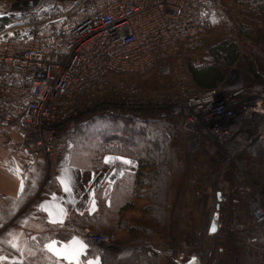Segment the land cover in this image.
Here are the masks:
<instances>
[{
	"label": "built area",
	"instance_id": "1",
	"mask_svg": "<svg viewBox=\"0 0 264 264\" xmlns=\"http://www.w3.org/2000/svg\"><path fill=\"white\" fill-rule=\"evenodd\" d=\"M215 1L16 0L0 16L7 17L0 29V141L11 149L6 162L18 166L23 180L44 162L43 184L57 179L68 156L67 136L91 107L73 104L112 86L128 90L114 78L145 76L166 54L201 46ZM222 93L232 97L217 100ZM254 95L235 76L208 91L183 88L158 116L181 121L191 137L190 150L213 155L220 176L232 172L244 189V177L234 173L237 158L264 154V117L259 123L242 118ZM209 103L216 105L214 113ZM131 105L124 110L134 112ZM224 201L218 192L215 208ZM250 206L255 226L250 242L257 243L264 238V199L258 194ZM81 237L103 250L115 240L88 227Z\"/></svg>",
	"mask_w": 264,
	"mask_h": 264
},
{
	"label": "rangeland",
	"instance_id": "2",
	"mask_svg": "<svg viewBox=\"0 0 264 264\" xmlns=\"http://www.w3.org/2000/svg\"><path fill=\"white\" fill-rule=\"evenodd\" d=\"M15 2L16 0H0V16L8 14ZM243 6L233 0H216L215 5L211 8L208 31L198 51L183 50L178 54H166L158 66L145 76L114 78V82H123L125 87L127 85L129 91L115 89L112 86L106 92H96L95 96L79 98L73 104V107L76 108L84 105L91 106L86 107L88 110H83L79 125L86 122L89 124L92 122L91 120H95L90 127L84 125L82 129H79L78 138L84 135L82 138L87 135L88 138H92L96 135L95 132L103 130L109 132L110 129L105 123L109 118L107 116L144 118V120L157 119L169 123L167 132L169 135L170 168L172 170L169 176L170 220L166 233L161 237H155L152 243L161 248L162 253L167 256V263L170 264H174L176 259L184 264L192 256L199 258L200 264H264V238L257 243L250 242L255 228L250 206L251 199L258 194L264 199L260 165L262 158L248 159L243 154L237 158L238 164L234 167V173L243 176L246 185L244 189H241L235 182L232 172H226L220 176V163L213 155L205 150L194 152L190 150L191 137L182 129L181 121L170 117L159 118L158 116L159 112L166 111L167 104L173 103V98H176L183 88L194 87L185 68L186 59L192 57L193 62L200 65L202 63L200 53H204L207 45L215 44L219 39L228 35L237 36L238 21L245 20L240 17ZM6 20L7 17L0 19L4 22ZM263 31L264 22L250 37L239 38V43L242 52L254 60L255 66L264 76V71H262L264 69V46L260 42ZM254 52L258 56H254ZM167 70L168 74L165 73ZM244 70V65L234 66L228 71L224 80L229 81L230 78L236 76L242 80L245 89L250 92L251 96L254 95L255 91L260 92L261 90V95H264V81H254ZM97 97L99 100L94 102ZM229 97V94H226L224 98L218 96L217 100L220 98V100L226 101ZM102 102L108 103L102 104ZM128 102L132 103L131 108L133 107L134 111L132 113H128L129 110H124L128 107ZM253 104L254 106H245L242 117H247V119L256 122V119L264 117V96L255 100ZM212 106L213 108L210 107V109L214 113L216 105L212 104ZM137 110L138 112H136ZM115 125L122 126L123 123L116 122ZM244 125L246 126V124ZM244 125L240 126L241 129ZM74 132L67 137L71 139V136H75ZM138 138L142 140L138 135L130 137V143L133 146L138 145ZM70 142L72 147L71 149L68 148L70 149L68 153L69 151L72 152V163L77 162L88 166L89 164H85L86 159L83 161L76 159V157L75 160L73 159V155L76 154V147L74 148L73 142ZM216 166H218V172L214 174L215 169L213 167L216 168ZM46 184H43L42 181V187ZM39 192L41 191L38 190L35 193L31 203L36 198L38 200L42 197ZM53 192L56 191H51L44 197L52 195ZM218 192H223L226 197V201L221 204L219 210L215 208ZM28 209L29 204L16 212L12 217V222L8 223V226L0 234L14 226V223ZM217 212L220 215L219 230L216 234L211 235L212 218ZM65 227L66 225L62 228ZM70 227L72 230V222ZM93 231L98 234L113 235L116 240V235L112 229L107 232ZM115 240L112 241L109 248L114 246Z\"/></svg>",
	"mask_w": 264,
	"mask_h": 264
},
{
	"label": "trees",
	"instance_id": "3",
	"mask_svg": "<svg viewBox=\"0 0 264 264\" xmlns=\"http://www.w3.org/2000/svg\"><path fill=\"white\" fill-rule=\"evenodd\" d=\"M233 1L244 5L242 12L240 11V17L245 20L238 21L237 36L228 35L219 39L215 44L207 45L204 53H200L202 58L200 65H196L192 57L186 59L185 68L192 85L198 90L214 89L224 81L228 71L238 65H244V72L254 81H264L263 73L257 69L254 60L242 52L239 43V38L250 37L264 22V0ZM4 24V21H0V29ZM260 42L264 46V31ZM199 47L193 50L198 51ZM253 54L258 56L256 52ZM107 117L109 118L105 123L110 131L95 132L96 135L92 138H88V135L85 138H82L85 135L78 138V132L84 125L87 127L93 125L94 119L89 124L86 122L77 126L75 136L71 137L74 148L76 147L74 160L75 157L82 161L86 159L85 164L98 170L102 166L104 156L112 154L135 161L137 169L134 174L124 176L116 183L110 204L108 208H104L105 212L100 210L93 215H73L70 219L73 227L68 238L78 234L81 236L87 227L98 232H107L111 229L114 231L115 244L109 249L103 250L85 241L88 250L82 264H87L88 260L96 258L99 259V264H166L167 256L152 241L155 237H161L166 233L170 220L169 176L172 170L167 132L169 123L157 119ZM116 122H121L123 125H115ZM84 134H86L85 131ZM135 135L141 137L142 140L138 138V145L133 146L129 138ZM260 165L264 192V155ZM213 168L215 169L214 174L217 173L218 166ZM44 176V162H39L28 179L24 194L19 201L20 207L23 208L29 204V208H32L37 198L33 203L31 201L38 190L41 191L39 195L42 197L51 191H60L56 179L42 187ZM61 229L62 227L57 226L51 230L57 232L60 230L61 233ZM47 239L49 240V237ZM36 246L41 247L38 239ZM45 263L43 259L36 257L32 261L25 260L13 264Z\"/></svg>",
	"mask_w": 264,
	"mask_h": 264
},
{
	"label": "crops",
	"instance_id": "4",
	"mask_svg": "<svg viewBox=\"0 0 264 264\" xmlns=\"http://www.w3.org/2000/svg\"><path fill=\"white\" fill-rule=\"evenodd\" d=\"M70 141L67 137L71 149ZM10 150V146L0 141V232L12 222L16 212L26 206L20 207L19 201L28 179H21L18 166L6 162ZM71 153L69 151L62 160V170L56 179L60 191L35 201L34 209L29 208L14 226L0 234V264L32 261L36 257L43 259L45 264H82L88 250L82 237L78 234L68 238L71 233L68 227L61 229L63 233L51 229L65 226L73 215H93L108 208L116 183L124 176L134 174L137 164L128 158L106 154L103 165L94 170L89 165L72 163ZM37 239L40 248L36 246ZM73 256L76 258H71ZM90 261L100 263L97 258L88 260L87 264ZM174 264L182 263L176 259ZM184 264H200L199 258L192 256Z\"/></svg>",
	"mask_w": 264,
	"mask_h": 264
},
{
	"label": "bare ground",
	"instance_id": "5",
	"mask_svg": "<svg viewBox=\"0 0 264 264\" xmlns=\"http://www.w3.org/2000/svg\"><path fill=\"white\" fill-rule=\"evenodd\" d=\"M224 93H222L220 96L222 97V98H224V96L226 95H224ZM262 96H264V95H261V93H257L256 95H254L252 98H248V100H247V102H246V105H249V106H254V104L252 105V103L253 102H255V100H259ZM232 97V96H231ZM222 101V100H221ZM208 106H209V109H210V107H212L213 108V106H212V103H209L208 104ZM212 109H210V111H211ZM242 118H247V117H242ZM263 118V117H262ZM262 118H259V119H256L257 121H256V123H259L261 120H262ZM249 129H247L246 130V132L248 131ZM238 131H239V127H238Z\"/></svg>",
	"mask_w": 264,
	"mask_h": 264
},
{
	"label": "water",
	"instance_id": "6",
	"mask_svg": "<svg viewBox=\"0 0 264 264\" xmlns=\"http://www.w3.org/2000/svg\"><path fill=\"white\" fill-rule=\"evenodd\" d=\"M218 197L220 198V194H218ZM219 213L217 212L213 218V222H212V225H211V228H210V234L211 235H214L218 232L219 230Z\"/></svg>",
	"mask_w": 264,
	"mask_h": 264
},
{
	"label": "snow or ice",
	"instance_id": "7",
	"mask_svg": "<svg viewBox=\"0 0 264 264\" xmlns=\"http://www.w3.org/2000/svg\"><path fill=\"white\" fill-rule=\"evenodd\" d=\"M82 247H83V246L81 245V249H82ZM61 254H62V253H61ZM71 258H73V259H74V258H76V257H75V256H73V257H71ZM89 264H93V262H91V261H90V262H89Z\"/></svg>",
	"mask_w": 264,
	"mask_h": 264
}]
</instances>
